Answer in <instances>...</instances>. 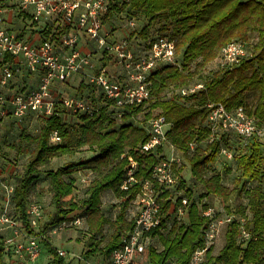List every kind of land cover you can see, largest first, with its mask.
Returning <instances> with one entry per match:
<instances>
[{
	"label": "trees",
	"instance_id": "trees-1",
	"mask_svg": "<svg viewBox=\"0 0 264 264\" xmlns=\"http://www.w3.org/2000/svg\"><path fill=\"white\" fill-rule=\"evenodd\" d=\"M110 12H130L132 16L144 17L147 24L139 32L140 41L147 40L149 28L158 26L161 35L174 42L175 56L180 61L175 64H163L153 69L147 77L150 98L139 104L116 108L112 102L95 89L80 82L75 94L84 98L83 90L93 103L89 112L69 113L62 104L59 94L55 100L54 111L50 116L42 117L43 124L35 135L21 134L27 147L19 152L28 154L22 174L17 177L12 191L11 204L15 214L27 225L28 198L35 187L38 167L45 166L54 157L73 155L77 150L86 148L93 156L83 161H70L51 169L47 173L49 191L54 211L44 224L42 231L63 222L80 207H85L86 223L91 233L87 242L88 255L103 252L104 258L119 246L121 238L133 227V222L126 219V209L136 198L139 187L123 191L120 184L124 178L129 158L137 162L136 177L150 179L152 167L162 158L160 149L157 153H142L139 146L148 138V127L137 126L133 119L149 107L145 119H149L153 110L165 117L169 124L166 133L168 142L176 153L183 156L190 168L192 178L200 183L203 192L199 199L217 196L224 207L230 210L232 190L223 183L221 171L211 169L220 153L224 140L232 132L223 133L218 140L209 142L211 134L207 126L208 103L222 104L228 110L242 106L258 126H264V0H108ZM106 14V15H107ZM105 15V17H106ZM104 17V20H105ZM103 20V23H104ZM112 38L114 35L112 34ZM148 40L147 50L157 38ZM237 41L249 48L248 54L238 63L221 65L222 68L199 81L202 87L195 93L181 95L180 89L195 85L198 72L219 57L220 49L225 44ZM144 42V41H143ZM10 59L4 56L3 62ZM103 63V60L101 59ZM104 62H106L104 60ZM1 64V62H0ZM105 64V63H103ZM170 90L177 94L168 97ZM62 92V91H61ZM82 93V94H81ZM92 93V96H88ZM78 117L81 122L77 128L63 121L64 114ZM2 120H0L1 122ZM75 128V129H74ZM57 132L60 142L53 143L50 136ZM236 136V135H235ZM237 137V136H236ZM238 141L240 139L237 137ZM194 144L193 150L190 144ZM205 143L201 150L200 144ZM264 142L253 138L248 144L240 141L239 152L233 154L237 171L244 179L238 194L246 200L244 207L236 211L243 217L244 229L250 237L247 241L239 238L241 223L232 221L224 234V244L216 255L213 249L207 254L208 262L216 264H264ZM31 147V149H30ZM167 149V148H166ZM167 153V151H166ZM183 164V162H182ZM182 164L178 168L181 174ZM225 174L230 167H223ZM79 170H91L94 174L87 189L88 197L77 200L74 189V174ZM246 182L251 183L246 186ZM180 186L184 181L180 177ZM110 189L117 198H123L122 207L114 221L113 231L102 247V239L97 241L105 224L108 222L101 212V194ZM189 200L188 218L181 222H171L163 231L158 228L149 235L157 237L160 249L149 247L145 257L149 264H189L193 251L203 245V228L207 219L200 214L198 202L193 199L190 189L184 191ZM163 198L167 194H161ZM180 203V202H179ZM163 211L169 208V202L162 203ZM78 214V213H77ZM82 216L80 213L78 214ZM83 217V216H82ZM165 223L162 224V227ZM165 232V233H164ZM102 238V237H101ZM42 247L51 254L50 264H67L57 249L49 244L47 238L41 241ZM0 264H9L5 260L3 236L0 235Z\"/></svg>",
	"mask_w": 264,
	"mask_h": 264
},
{
	"label": "built area",
	"instance_id": "built-area-1",
	"mask_svg": "<svg viewBox=\"0 0 264 264\" xmlns=\"http://www.w3.org/2000/svg\"><path fill=\"white\" fill-rule=\"evenodd\" d=\"M108 9V0H0V120L21 121L28 115L50 116L56 97L61 93L60 86L73 75H78L116 108L139 105L150 98L148 74L160 65L176 63L174 42L157 37L147 50L132 52L125 39L115 41L105 29L103 20ZM82 40L90 45L87 52L80 49ZM219 54L224 66L236 64L245 57L243 45L237 41L222 46ZM5 55L10 59L3 62ZM101 59H105V64ZM109 65L120 67V73L116 75ZM21 68L37 79L36 85L22 91L10 89L15 71ZM201 87V84H195L179 92L189 95ZM62 104L69 113L89 112L93 106L90 99L76 96L62 97ZM206 107L209 109L206 123L211 131L209 142L218 140L226 132L234 133L243 145L253 138L264 142V126L255 124L242 106L228 110L220 103H208ZM147 124L148 138L139 146L140 152L157 155L160 149L164 152L160 151L162 158L152 167L150 179L137 178V162L132 158L128 160L120 189L127 191L139 187L136 198L131 201L135 203L131 219L133 227L122 236L119 246L108 258L87 264H149L146 250L149 247L160 249L152 242L155 236L149 233L156 228L163 231L169 227L171 223L167 219L172 213L175 218L172 222H183L188 218L190 203L180 188L181 174L178 173L183 156L168 142L169 124L163 115H152ZM50 141L60 142L57 132L51 134ZM166 148L170 150L169 154ZM193 148L191 143L190 149ZM220 154L230 160L233 157L231 150L224 146H221ZM12 191L13 188L9 190ZM165 193L167 197L163 198L161 194ZM165 201L169 202L167 211L162 209ZM26 214L32 233L27 232L21 218L9 213L6 204L0 211V227L7 230L3 237L4 255L18 264L37 261L42 252L41 241L46 238L41 230L40 205L28 204ZM200 214L207 219L203 245L193 251L189 264H216L208 262L207 254L214 248L221 229H227L232 221L241 223L240 239L247 241L250 237L244 229L243 217L230 213L218 218L209 206L201 209ZM83 223L84 217L73 213L47 231L54 235ZM57 252L66 256L61 249Z\"/></svg>",
	"mask_w": 264,
	"mask_h": 264
},
{
	"label": "rangeland",
	"instance_id": "rangeland-1",
	"mask_svg": "<svg viewBox=\"0 0 264 264\" xmlns=\"http://www.w3.org/2000/svg\"><path fill=\"white\" fill-rule=\"evenodd\" d=\"M132 22V24H130ZM18 24V23H16ZM147 24V19L144 17L132 16L130 12L123 11L121 13L110 12L106 15L104 20V27L109 34L114 35L115 41L125 39L128 43V48L137 53L143 51L147 48L148 40L154 39L158 35H161L158 32V26L152 25L149 28V34L147 40L140 41L139 32ZM18 24L17 26H20ZM83 42L81 41L79 46H82ZM89 45V43H87ZM245 56L248 54L249 48L243 45ZM177 61H180L179 55L176 56ZM1 60V58H0ZM105 59H103V63ZM222 62L219 57L213 63L208 64L203 70L197 73L194 78V83H199L201 79L206 76L211 75V73L222 68ZM117 67L116 75L120 71V67ZM110 68V67H109ZM110 70V69H109ZM120 73V72H119ZM37 82V79L32 75H29L23 68L18 71H15L12 81H10V89L22 91L30 89L33 87L34 83ZM61 96L73 97L80 96L75 94L76 92L69 89L68 85L60 86ZM87 91L83 90L82 92L86 93L82 96L87 97ZM82 94V93H81ZM94 94H97L94 92ZM177 94L176 90H170L168 92V97ZM88 96H92V93H88ZM149 107L145 105L143 110L133 119V123L137 126L144 127L147 129V119H145V114L148 111ZM158 113V110H153L151 115ZM63 121L69 123V125L77 128L81 120L72 116L71 114H64L62 116ZM43 124L42 117H36L34 115H28L25 119L17 121L14 119H5L0 122V211L3 208V205H7V209L10 214H15L13 205L11 204L12 193L9 192L11 188H14L16 179L22 174L24 165L27 162L28 154L19 152L21 147H27L26 141L21 138V134L35 135L39 131L40 126ZM74 128V129H75ZM225 147L231 150L235 155L239 152L240 141L233 134H229L224 140ZM264 144V143H263ZM205 143L200 144L201 150L205 149ZM31 149V147H30ZM167 153H170V150L166 149ZM93 156V153L88 151L86 148H81L77 150L73 155H62L59 157L52 158L48 164L45 166L38 167V177L36 180L35 187L32 189L29 198L28 204L36 203L40 205L42 209V224L41 230L44 224L49 219L50 215L54 211V206L51 200V193L49 191V179L47 173L51 169H55L62 164L70 161L78 162L86 160ZM234 160V159H233ZM230 159H226L223 154L217 156L215 162L211 165L212 170L221 171L223 174V183L232 190V195L230 199V210L227 211L224 207V203L221 198L217 196H207L203 199H199V196L202 194L203 187L200 183L196 182L190 175V168L187 165L186 160L184 159L181 172V179L184 181V186H180L183 190V193L186 189H190L193 193V199L198 202L199 207L203 205H208L212 207L216 213V217L222 218L226 214H234L235 217H238L239 214L236 211L238 206L244 207L246 205V200L242 195L238 194L239 189L242 187L244 179L241 177L240 172L237 171L235 162ZM262 169L264 170V160L262 162ZM223 167H230V173L225 174ZM264 172V171H263ZM76 179L74 194L77 200L82 198H87L88 185L93 179L94 174L91 170H79L74 174ZM262 183L264 186V176L262 178ZM251 183L246 182V186H250ZM182 193V194H183ZM187 198V197H186ZM123 198H117L114 192L110 189L105 190L101 194V212L104 213L107 219L101 235L97 237V241L102 239L103 241L99 245L102 247L105 241L108 239L110 234L113 231L114 221L116 216L119 214V211L122 207ZM75 213L81 214L84 217L83 225L79 227H69L63 230L60 233L51 235L48 234V231H45L46 238L54 248L61 249L66 252L64 260L67 264H87L93 263L94 261L101 260L104 258L103 252L99 251L92 255H88L89 247H87V242L91 233L88 231V225L86 223L85 207L78 208ZM135 213V203H129V206L126 209L125 217L128 220H131ZM174 214L172 213L167 221L171 223L174 220ZM182 223V222H181ZM226 228L221 229V233L217 238V242L213 248V255H216L218 251L224 244V234ZM165 233V232H164ZM7 234V230L0 227V235L3 237ZM102 237V238H101ZM152 242L157 248H160L159 241L155 237ZM78 257H81L79 259ZM52 259L51 254H49L44 247H42V252L40 257L33 264H50ZM5 260L9 264H18L14 259H9L5 257Z\"/></svg>",
	"mask_w": 264,
	"mask_h": 264
},
{
	"label": "crops",
	"instance_id": "crops-1",
	"mask_svg": "<svg viewBox=\"0 0 264 264\" xmlns=\"http://www.w3.org/2000/svg\"><path fill=\"white\" fill-rule=\"evenodd\" d=\"M80 49L83 52H87L90 49V45L86 44V42H83L82 46H80ZM109 67L111 68V70L113 72H117V67L114 65H109ZM120 72V71H119ZM118 72V74H119ZM81 82V78L78 75H73L72 77H70L68 79V81L64 84L65 86L68 85L72 91L75 92V90L77 89V87H79ZM34 85H36V83H34ZM33 85V86H34ZM63 86V85H62ZM7 258V257H6Z\"/></svg>",
	"mask_w": 264,
	"mask_h": 264
}]
</instances>
